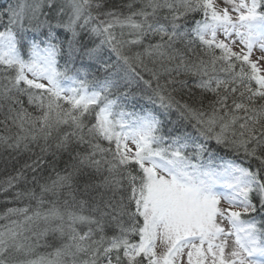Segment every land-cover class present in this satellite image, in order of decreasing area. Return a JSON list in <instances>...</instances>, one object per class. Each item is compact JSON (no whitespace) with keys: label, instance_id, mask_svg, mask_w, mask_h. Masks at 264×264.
<instances>
[{"label":"snow or ice","instance_id":"6c2138e0","mask_svg":"<svg viewBox=\"0 0 264 264\" xmlns=\"http://www.w3.org/2000/svg\"><path fill=\"white\" fill-rule=\"evenodd\" d=\"M0 164V264H264V0L0 3Z\"/></svg>","mask_w":264,"mask_h":264},{"label":"trees","instance_id":"16d2710c","mask_svg":"<svg viewBox=\"0 0 264 264\" xmlns=\"http://www.w3.org/2000/svg\"><path fill=\"white\" fill-rule=\"evenodd\" d=\"M8 2H11V0H0V3H8ZM219 154L222 156H225L226 158H230V156L225 154L223 151H220ZM2 167H3V165L0 164V168H2ZM3 175H4V173L0 172V176H3ZM0 199H3V198L0 197ZM4 208H5V205L0 204V212H2L4 210Z\"/></svg>","mask_w":264,"mask_h":264},{"label":"rangeland","instance_id":"374dc122","mask_svg":"<svg viewBox=\"0 0 264 264\" xmlns=\"http://www.w3.org/2000/svg\"><path fill=\"white\" fill-rule=\"evenodd\" d=\"M256 54H259L258 52Z\"/></svg>","mask_w":264,"mask_h":264}]
</instances>
